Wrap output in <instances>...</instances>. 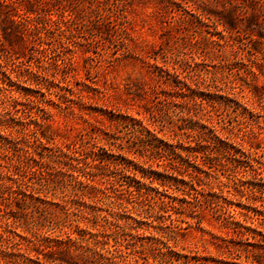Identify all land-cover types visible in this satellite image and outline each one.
I'll return each mask as SVG.
<instances>
[{"label": "rangeland", "instance_id": "374dc122", "mask_svg": "<svg viewBox=\"0 0 264 264\" xmlns=\"http://www.w3.org/2000/svg\"><path fill=\"white\" fill-rule=\"evenodd\" d=\"M0 4V264H264V0Z\"/></svg>", "mask_w": 264, "mask_h": 264}, {"label": "trees", "instance_id": "16d2710c", "mask_svg": "<svg viewBox=\"0 0 264 264\" xmlns=\"http://www.w3.org/2000/svg\"><path fill=\"white\" fill-rule=\"evenodd\" d=\"M0 6H1V7H4V8H7V6H5V5H1V4H0ZM17 27H24V25H23L22 22L19 21V24H17ZM23 30H24V29H23ZM201 137L203 138V135H201ZM160 176H161V177H160ZM160 176L158 175L157 178H156V180H159V181L161 182L160 184L163 185L165 182H164V179H162V178H163L162 175H160Z\"/></svg>", "mask_w": 264, "mask_h": 264}]
</instances>
